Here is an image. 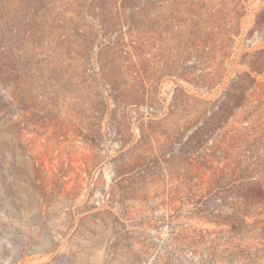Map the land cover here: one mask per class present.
Instances as JSON below:
<instances>
[{
    "label": "rangeland",
    "instance_id": "obj_1",
    "mask_svg": "<svg viewBox=\"0 0 264 264\" xmlns=\"http://www.w3.org/2000/svg\"><path fill=\"white\" fill-rule=\"evenodd\" d=\"M0 264H264V0H0Z\"/></svg>",
    "mask_w": 264,
    "mask_h": 264
}]
</instances>
